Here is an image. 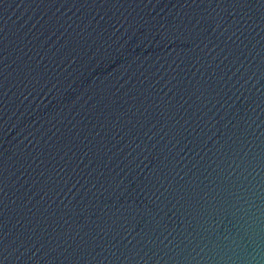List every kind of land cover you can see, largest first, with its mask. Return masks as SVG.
Returning <instances> with one entry per match:
<instances>
[{
  "label": "water",
  "instance_id": "1",
  "mask_svg": "<svg viewBox=\"0 0 264 264\" xmlns=\"http://www.w3.org/2000/svg\"><path fill=\"white\" fill-rule=\"evenodd\" d=\"M0 264H264V0H0Z\"/></svg>",
  "mask_w": 264,
  "mask_h": 264
}]
</instances>
